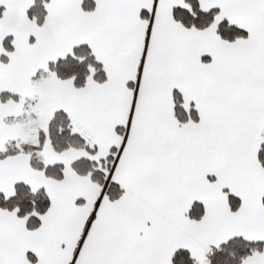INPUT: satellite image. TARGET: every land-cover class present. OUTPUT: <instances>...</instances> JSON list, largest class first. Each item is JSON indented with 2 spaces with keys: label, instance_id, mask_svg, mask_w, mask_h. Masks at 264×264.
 Instances as JSON below:
<instances>
[{
  "label": "snow or ice",
  "instance_id": "snow-or-ice-1",
  "mask_svg": "<svg viewBox=\"0 0 264 264\" xmlns=\"http://www.w3.org/2000/svg\"><path fill=\"white\" fill-rule=\"evenodd\" d=\"M0 264H264V0H0Z\"/></svg>",
  "mask_w": 264,
  "mask_h": 264
}]
</instances>
